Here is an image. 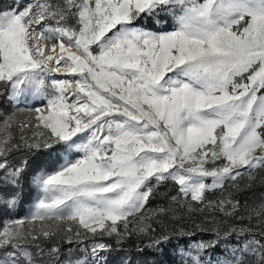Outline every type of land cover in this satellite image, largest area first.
<instances>
[{"label": "snow or ice", "instance_id": "1", "mask_svg": "<svg viewBox=\"0 0 264 264\" xmlns=\"http://www.w3.org/2000/svg\"><path fill=\"white\" fill-rule=\"evenodd\" d=\"M145 17L171 23L152 30L141 24ZM0 85L24 105L0 115V213L28 195L29 159L11 157L25 151L49 161L31 176L30 214L0 228V264H37L40 239L57 236L60 222L68 243L82 231L123 238L129 217L167 181L176 186V207L150 210L135 231H154L155 217L179 219L182 202L231 216L239 201L213 205L206 194L241 169L264 168V0L14 4L0 9ZM20 111L28 113L23 120ZM244 211L240 219L264 224V197ZM224 223L208 241L177 229L178 238L189 237L181 264H264V230ZM221 239L222 252L211 254ZM110 249L94 243L77 264H106Z\"/></svg>", "mask_w": 264, "mask_h": 264}, {"label": "rangeland", "instance_id": "2", "mask_svg": "<svg viewBox=\"0 0 264 264\" xmlns=\"http://www.w3.org/2000/svg\"><path fill=\"white\" fill-rule=\"evenodd\" d=\"M16 4L20 8L32 3V0H15ZM171 21L167 24L161 22L160 24L155 23V18L145 17L141 20V24L149 29L167 30ZM148 24V25H147ZM56 78H68L66 74L58 73ZM11 93L0 85V115H6L15 111L18 107L23 108V104H16L10 97ZM17 118L23 120L27 117L26 111L17 112ZM25 153V151H21ZM49 166V161L40 164V167L36 169L46 168ZM32 193L23 205V208L19 211L18 215L3 212V221L0 222V228L4 226L5 221L12 219H21L27 217L29 209L35 202L36 192L33 185ZM177 194L176 186L171 182L167 181L158 185L153 192V195L149 198L148 203L145 205L142 213L136 216L129 217L128 223V234L124 235V241L128 240V246H125L123 250L118 248L110 259L113 264H146L152 262V264H181V255L179 248H183L189 243V237H177L176 230L184 228L192 231L195 235L191 238L195 240H214V230L217 227L218 221H224V228L249 225L254 230L259 232L264 230V224L258 222L257 218H253L251 221L247 219H240L241 216L245 215L244 206H252L260 201L264 197V168L257 167L250 171L241 169V175L237 176L234 180H228L225 182L223 187L211 189L207 192V200L211 201L213 205H217L219 201L225 198L239 201L240 209L237 213L226 216L222 211L216 207H207L204 204L192 203V210L189 211L185 206V202H182V206L177 209L180 218L172 217H155L150 223L154 231L150 233H140L135 231V228L144 215H149L150 210L156 209L160 206L176 207V204L172 201V197ZM230 210V209H229ZM40 222H36V227H39ZM52 223L53 228L56 227V222ZM67 222H60V232L57 236L50 239L41 238L39 241L42 252L35 251L33 245L30 250H34V256L37 264H77L78 260H81L87 256L88 250L91 249L92 245L97 242H103L99 240L102 237L99 233L93 235L92 233L81 232V236L76 238L73 236L72 243L67 242V233L64 232ZM120 231L123 232V225H119ZM203 229L204 231H201ZM75 230V229H74ZM167 234L170 239L167 243L155 247L152 245V241L157 237ZM107 237V236H104ZM126 237V239H125ZM116 242H120L123 238L113 237ZM128 238V239H127ZM259 238V237H258ZM229 240L235 239V237H229ZM104 243V242H103ZM52 247L58 248L55 253L49 252ZM224 248V241L221 239L218 247L210 249L209 252L213 255H218ZM127 253V254H126ZM128 255V257L124 256ZM55 256V257H54ZM104 256V255H103ZM57 258H59L57 260ZM187 259V257H183Z\"/></svg>", "mask_w": 264, "mask_h": 264}, {"label": "trees", "instance_id": "3", "mask_svg": "<svg viewBox=\"0 0 264 264\" xmlns=\"http://www.w3.org/2000/svg\"><path fill=\"white\" fill-rule=\"evenodd\" d=\"M14 4H16V1H15V0H0V9H7V8H9L10 6L14 5ZM147 25H148V24H147ZM25 157H27V158L29 159V163H30V168H29V171H28V177H27V179H26V181H25V188H24L25 192H26L28 195L25 197L24 203H23L20 207H18L16 210L11 211V212L5 210V211L3 212V215H4L5 213H10V214H13V215H14V214H15V215H18L19 211L23 208V205L25 204V202H27V200L29 199V197H30V195H31V193H32V187L30 186V184H31V176H32V174L36 171L37 168L40 167V164H42L43 162L48 161V158H47L46 156H44L43 154H41V153H36L34 156H29L27 152L22 153V152L20 151V152L15 153V154L11 157L10 162L13 163V164H16V163H18L20 160L24 159ZM1 214H2V213H0V222L3 221V215H1ZM113 237H117V236L113 235ZM125 239H126V237H125ZM127 239H128V238H127ZM99 240L103 241V242L106 243V244L111 245V249H110V250L105 251V252L102 253V255H104V257L106 258V264H113L112 261H110V259L113 257L112 254H113L115 251H117L118 248H119L120 250H123V248H124L125 246H128L127 244H129V243H128V240L124 241V238H123L122 241H120V242H116V241L112 238V236H111V237H109V236H107V237L102 236V237L99 238ZM126 254H127V253H126ZM126 254H124V256H125V257H126V256L128 257V255H126ZM54 257H55V256H54ZM58 259H59V258H57V260H58ZM146 264H152V262L149 261V262H147Z\"/></svg>", "mask_w": 264, "mask_h": 264}]
</instances>
